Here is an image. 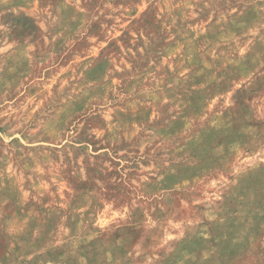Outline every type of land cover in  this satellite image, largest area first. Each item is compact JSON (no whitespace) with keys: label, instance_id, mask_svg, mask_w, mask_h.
I'll use <instances>...</instances> for the list:
<instances>
[{"label":"rangeland","instance_id":"rangeland-1","mask_svg":"<svg viewBox=\"0 0 264 264\" xmlns=\"http://www.w3.org/2000/svg\"><path fill=\"white\" fill-rule=\"evenodd\" d=\"M0 264H264V0H0Z\"/></svg>","mask_w":264,"mask_h":264},{"label":"trees","instance_id":"trees-1","mask_svg":"<svg viewBox=\"0 0 264 264\" xmlns=\"http://www.w3.org/2000/svg\"><path fill=\"white\" fill-rule=\"evenodd\" d=\"M149 13H147V12H145L139 19H136L134 22L136 23V24H140L141 22H145V23H147V25L150 27V26H152L153 24L152 23H149L148 21L149 20H153V18L152 17H149V15H148ZM95 26V25H94ZM93 26V28H98V26L97 27H94ZM140 30V29H139ZM90 36H93V34H89ZM128 33H124V35H123V37H121V40H123V39H125V38H128ZM130 38V37H129ZM99 41H101L100 40V38H99ZM115 45V40H112V41H110V43H109V45H108V47H107V49H110L111 47H113Z\"/></svg>","mask_w":264,"mask_h":264}]
</instances>
